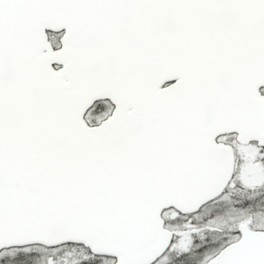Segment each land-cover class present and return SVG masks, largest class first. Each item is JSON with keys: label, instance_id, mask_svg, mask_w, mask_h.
<instances>
[{"label": "snow or ice", "instance_id": "snow-or-ice-1", "mask_svg": "<svg viewBox=\"0 0 264 264\" xmlns=\"http://www.w3.org/2000/svg\"><path fill=\"white\" fill-rule=\"evenodd\" d=\"M0 264H264V0H0Z\"/></svg>", "mask_w": 264, "mask_h": 264}]
</instances>
